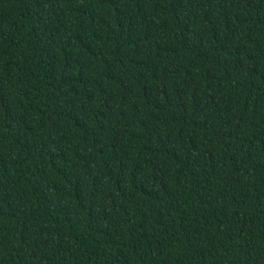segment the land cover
<instances>
[{"label": "trees", "instance_id": "1", "mask_svg": "<svg viewBox=\"0 0 264 264\" xmlns=\"http://www.w3.org/2000/svg\"><path fill=\"white\" fill-rule=\"evenodd\" d=\"M0 264H264V0H0Z\"/></svg>", "mask_w": 264, "mask_h": 264}]
</instances>
